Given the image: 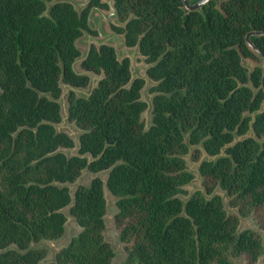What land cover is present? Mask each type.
<instances>
[{"label": "trees", "instance_id": "1", "mask_svg": "<svg viewBox=\"0 0 264 264\" xmlns=\"http://www.w3.org/2000/svg\"><path fill=\"white\" fill-rule=\"evenodd\" d=\"M49 2V3H48ZM126 46L148 63L151 122L141 118L144 78H131L130 58L113 45L92 44L79 62L101 74L88 96L67 93V115L82 130L78 152L57 130L62 84L84 87L87 72L75 40L90 30L92 6L68 0H0V264H37L45 251L34 240L65 230L62 207L81 169H107L116 196L114 222L124 264H264V242L219 194L178 193L193 178L184 154L196 146L206 193L225 189L229 203L264 230V91L261 61L245 34L264 29V0H210L187 11L182 0H113ZM264 52V35H251ZM99 175L79 184L69 206L79 230L47 264H112L104 235L106 198ZM13 245L15 247H13Z\"/></svg>", "mask_w": 264, "mask_h": 264}, {"label": "rangeland", "instance_id": "2", "mask_svg": "<svg viewBox=\"0 0 264 264\" xmlns=\"http://www.w3.org/2000/svg\"><path fill=\"white\" fill-rule=\"evenodd\" d=\"M76 1H81V0H76ZM104 1L107 2V0H104ZM75 7L78 10H80V5L75 4ZM102 13L104 15H108V17L105 18ZM110 13H111V7L109 3H108V7L106 8L100 7V10H95L94 12V14L100 15L102 17L101 19L102 29L104 32H109L111 30H114L112 28V25H114L113 16ZM118 21L119 23H121L120 19H118ZM88 33H92L96 38H100V36L97 34V31L93 33V32L85 30L83 34L76 40V44L82 53L85 51L87 47L86 38L88 36ZM128 49L130 51L135 50V46H128ZM132 63H133L134 71L144 76L145 82L140 92H141V98L146 101L147 106L142 111L141 118L144 121L145 127H148V125L151 122V116H152L151 115V102H152L151 100H152L153 92L151 91L150 88L155 83V81L152 78H150L148 75H147L148 76L147 78L145 69L148 63L145 61V58L141 53H136L135 58ZM242 63L245 65V67L249 71L254 67V65L260 64L261 61H257L256 59H253L250 57L248 58L243 57ZM76 67L78 69L80 68L78 63L76 64ZM93 80H94L93 75H91L89 83L86 86L80 87V88L84 91H87ZM67 92H68V87L62 85V93L60 95L62 97L61 99L62 117H61V120L57 122L56 124L59 126V129L66 131L74 140L73 146H70V147L61 146L60 147L61 150H63L67 155H70V154L77 152V140H78V135L81 132V129L73 121L65 117L66 116L65 106H66ZM195 148L196 146L191 145L189 151L184 154V158L186 161V167L188 170L192 172L193 178L189 182L182 185V191H180L178 195L182 199H186L195 190H202L207 196H210L211 194H214V193L219 194L220 197L222 198L223 206L226 209V211L229 213H235L237 215L238 228L239 229H242L245 227L255 228V230H257L262 236V239L264 242V230L260 228L258 224L255 223L251 215L240 213L236 207L232 206L229 203V195L227 194L225 189L221 188L220 186H215L212 193L210 194L206 193L203 187V184H202V177L198 169V164L200 160L206 156V153L199 149L200 151L199 155L197 158H195L193 157ZM106 172H107V169H103L99 171H91L88 168H83L81 169L79 176L75 180L64 181L62 183H66L69 186L71 192H73L77 184L89 183L92 176L96 174L102 177V179L105 181ZM104 194L106 198V209H107L106 214H105V222H106L105 235H106V238L110 241L113 247V250H114V257L112 260V264H124L126 252L123 247V243L119 238L118 230L114 223V213L116 211V196L113 195L108 190L106 185L104 186ZM64 212L66 213L65 230L60 236L55 237V238H41L39 240H34L31 242L32 246L42 248L45 251L44 256L38 261L37 264H45L48 260H50L53 257L54 252L60 246L65 244L70 238V236L79 229L77 221L69 213L68 207H64ZM258 262L261 263V258L259 259Z\"/></svg>", "mask_w": 264, "mask_h": 264}, {"label": "water", "instance_id": "3", "mask_svg": "<svg viewBox=\"0 0 264 264\" xmlns=\"http://www.w3.org/2000/svg\"><path fill=\"white\" fill-rule=\"evenodd\" d=\"M68 1H70L74 6H75V4H78V5H80V10L84 7V6H86L87 5V3H88V0H81V1H76V0H68ZM210 0H182V2H183V5H184V7L187 9V11H190V10H195V9H199V8H201L202 7V5H204L205 3H207V2H209ZM107 2L109 3V5H110V7H111V15L113 16V24L114 25H124L125 24V21H121V23H119V21H118V14H117V11H116V9L114 8V5H113V0H107ZM76 8V7H75ZM77 9V8H76ZM78 10V9H77ZM95 10H100V7L99 6H92L91 8H90V10H89V13H88V18H87V23H88V26H89V28H90V30H92V31H97V34L100 36V38H96L92 33H88V36H87V38H86V40H87V47H86V49H85V51L82 53L81 52V56H79L77 59H75L74 61H73V63H72V67L75 69V70H78V72L79 73H81V72H87L89 75H90V77H91V75H93V78H94V80L92 81V83L90 84V87H89V89L87 90V91H84V90H82L80 87H76V86H71V85H69V84H66V83H64V84H62L63 86H66V87H68V90L69 89H73L78 95H83V96H88L91 92H92V90H93V87L96 85V81L101 77V74H95V73H92V72H88V71H85V70H82V69H78L77 67H76V64L78 63L79 64V62L89 53V51H90V48H91V46H92V44H95V45H100V44H102V43H108V44H111V45H113L114 46V48H115V51H116V54H117V58H123L124 56H128V57H130V69H131V78H134V77H136V76H140V77H143L144 78V76L143 75H141V74H138V73H136L135 71H134V68H133V60H134V58H135V55H136V53H140L139 52V47L137 46V45H135V50H132V51H130L129 49H128V46H126L125 45V41H124V34L123 33H120V32H118V31H116V30H111V31H109V32H104L103 31V29H102V17L100 16V15H96V14H94V12H95ZM103 14V13H102ZM104 15V14H103ZM104 17L105 18H107L108 17V15H104ZM264 35V29H252V30H249V31H247L246 32V34H245V41H246V43H247V45L256 53V54H258L259 55V57H260V59H261V66H262V73H261V84H260V87L262 88V90L264 91V52L261 50V49H259L254 43H253V41L251 40V35ZM79 38V37H78ZM77 38V39H78ZM76 39V40H77ZM76 40H75V43H76ZM77 45V44H76ZM78 47V46H77ZM79 48V47H78ZM81 51V50H80ZM148 66V65H147ZM146 70V69H145ZM146 76H147V74H146ZM147 78H148V76H147ZM68 93V92H67ZM61 99H62V97L60 96L57 100L60 102V106H61ZM152 101V100H151ZM64 103H65V101H64ZM151 108H152V102H151ZM65 111H66V118H68V115H67V94H66V106H65ZM60 112H61V109H60ZM61 115H62V113H61ZM55 125V127H56V129L57 130H60V131H64V130H61V129H59V126L55 123L54 124ZM82 131V130H81ZM66 132V131H65ZM67 133V132H66ZM81 133V132H80ZM79 133V134H80ZM70 136V135H69ZM71 137V136H70ZM72 138V137H71ZM73 139V138H72ZM74 141V140H73ZM79 146H80V143H79V135H78V140H77V152H78V148H79ZM59 150H61V148L59 147L58 148ZM61 151H63V150H61ZM64 152V151H63ZM76 152V153H77ZM65 153V152H64ZM76 153H73V154H76ZM66 154V153H65ZM67 155V154H66ZM70 155H72V154H70ZM69 156V155H68ZM207 156V155H206ZM205 156V157H206ZM202 160V159H201ZM200 163V162H199ZM84 168H88V166H85ZM83 169V168H82ZM190 171V170H189ZM107 173H108V170H107V172H106V177H107ZM97 175V174H96ZM201 175V174H200ZM95 176V175H94ZM78 177V176H77ZM93 177V176H92ZM102 178V177H101ZM91 180V179H90ZM104 181V180H103ZM90 182V181H89ZM57 184H59V185H66V186H68L66 183H62V182H56ZM81 184H85V183H81ZM88 184V183H87ZM79 184H77L76 186H75V188H74V190H73V192H71V190H70V188H69V186H68V188H69V192H70V195H71V197H72V201H71V203L70 204H68V205H66V206H64V207H68V211H69V206L73 203V201H74V191H75V189H76V187L78 186ZM106 185V179H105V181H104V184H103V189H104V186ZM107 187V186H106ZM109 190V189H108ZM104 196H105V194H104ZM64 207H62L60 210H62L63 212H64ZM116 210H117V206H116ZM116 212V211H115ZM64 214L66 215V213L64 212ZM72 215V214H71ZM73 216V215H72ZM74 217V216H73ZM75 218V217H74ZM104 219H105V216H104ZM75 220H76V218H75ZM77 221V220H76ZM115 223V222H114ZM78 224V223H77ZM64 225H65V223H64ZM79 226V225H78ZM105 228H106V222H105ZM105 228H104V235H105ZM252 228V227H251ZM239 229V228H238ZM255 229V228H254ZM79 230V229H78ZM77 230V231H78ZM76 231V232H77ZM75 232V233H76ZM74 233V234H75ZM73 235V234H72ZM71 235V236H72ZM70 236V237H71ZM105 238H106V235H105ZM70 239V238H69ZM69 239H68V241H69ZM106 240L107 241H109L107 238H106ZM67 241V242H68ZM66 242V243H67ZM110 242V241H109ZM65 243V244H66ZM65 244H63V245H65ZM111 244V243H110ZM62 245V246H63ZM30 246H32L31 244H30ZM112 246V245H111ZM13 247H15L14 245H13ZM32 247H34V246H32ZM61 247V246H60ZM59 247V248H60ZM58 248V249H59ZM57 249V250H58ZM56 250V251H57ZM55 251V252H56ZM55 252H54V254H55ZM54 254H53V257L50 259V260H52L53 258H54ZM50 260H48V261H50ZM47 261V262H48ZM47 262L45 263V264H47ZM258 264H261V263H259L258 262Z\"/></svg>", "mask_w": 264, "mask_h": 264}]
</instances>
